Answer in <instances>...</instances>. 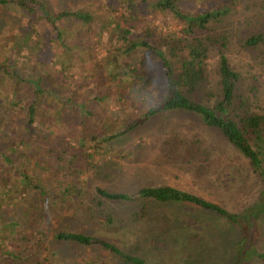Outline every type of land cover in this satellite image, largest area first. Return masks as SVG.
Returning <instances> with one entry per match:
<instances>
[{
  "label": "trees",
  "instance_id": "obj_1",
  "mask_svg": "<svg viewBox=\"0 0 264 264\" xmlns=\"http://www.w3.org/2000/svg\"><path fill=\"white\" fill-rule=\"evenodd\" d=\"M46 1L0 0V7L41 12L47 24L44 34L33 26L12 31L16 63H7L8 51L0 52V89L6 95V87L15 86L8 97H0V230L7 234L0 243L16 244L12 249L7 245L6 264H77L73 249H65L71 246L104 249L122 264H146L99 238L51 223L53 213L64 219L60 212L68 194L78 198V204L85 203L92 215L105 218V225L122 221L110 204L141 200L225 217L230 225L241 227V240L253 234L251 219L264 212V199L240 218L172 186L142 187L132 195L95 185V196L86 199L91 187L84 189L82 176L94 173L93 178L101 180L108 166H117L113 158L130 162L140 156L137 147L117 153L120 139L158 116L185 113L219 131L264 180L261 147L255 143L264 134V116L255 112L264 95L259 80L263 75H243L227 55L236 37L252 63L264 69V31L236 32L232 18L243 3L263 18L264 0L255 9L253 0H120V16L114 13L119 0L104 5L97 1L91 7H77L79 0H48L57 4L54 14ZM164 15L180 27L178 33L155 25ZM101 44L106 55L99 59ZM30 56L33 63L25 62L21 72L19 59ZM50 117L54 120L47 121ZM171 139L180 142L177 135ZM165 142L172 146L166 157H187L197 164L198 142L186 144L182 151L178 143ZM106 178L112 181L110 173ZM75 210L77 216L89 213Z\"/></svg>",
  "mask_w": 264,
  "mask_h": 264
},
{
  "label": "rangeland",
  "instance_id": "obj_2",
  "mask_svg": "<svg viewBox=\"0 0 264 264\" xmlns=\"http://www.w3.org/2000/svg\"><path fill=\"white\" fill-rule=\"evenodd\" d=\"M97 1L104 5L108 0H79L77 7H91ZM253 1L252 9L258 8L256 5L261 4L259 0ZM48 4H50L47 7L51 14H54L53 8L57 5L56 2L51 1ZM27 5H29L28 2ZM108 8L107 5L106 9L109 11L110 8ZM114 8L116 9L114 13L120 16L123 11V1L119 0ZM238 10L232 17L234 25L238 27L236 32L248 30L252 33L255 28L264 31V17L261 18L252 11L251 6L243 3L238 6ZM40 13L32 14L25 10H17L15 6L0 7V52L8 51L7 63H16V57L11 52L16 42L12 31L21 29V32H25L22 30L24 28L30 30V26L41 34L47 31V24ZM98 15L102 16L100 13ZM160 18L154 21L155 25L159 27L163 25V31L176 30L178 33L180 27L171 21V16L164 15L162 19ZM34 22L37 23L34 24ZM34 38H37V35ZM239 45L235 37L227 54L231 65L243 75L250 76L252 71L258 73L257 75H263L259 80L261 89L264 91V69L253 64L250 60L251 55L242 51ZM105 55L104 44H101L98 48V58ZM214 57L212 56L211 59L213 62L217 59ZM19 61L22 63V67L19 68L21 72L24 70L25 62L33 63L31 56L26 57L24 61L22 59ZM209 78L210 82H213L211 85H215V77L211 74ZM249 82L252 81H247L246 85ZM6 84L10 85L12 81ZM7 87V94L12 93V89L15 88L13 85ZM4 94L0 89V97L5 98L7 94ZM259 99L261 101L259 100V107H256L255 112L264 116V95ZM50 120H54L53 117L47 119V121ZM56 129L58 132L63 131L62 127ZM174 135L180 139L179 143L171 139ZM168 139L175 146L178 143L180 151L186 144L190 146L193 142H198L195 148L201 153V159L198 158L197 164L194 165L190 164L187 157L183 161L182 156L166 157L165 151L172 147L165 142ZM255 143L261 147V160L264 164V134ZM130 147H137L140 156H136L130 162L122 161L119 157L113 158L117 166L114 168L108 166L101 180L93 178L94 173L82 176L84 189L86 190L88 185L91 187L86 199H92L95 196L93 190L96 186L132 195L142 187L172 186L217 204L238 218L245 216L247 210H252L264 199V180L253 171L249 161L219 131L206 126L196 116L185 113H168L158 116L154 122L120 139L115 151L118 153ZM96 162L99 164L97 157L94 158V163ZM108 173L111 174L112 181L107 180ZM8 187L12 189L11 185ZM76 204H78V198L68 194L60 212L64 214V219L57 213H53L51 223L70 232L99 238L117 246L124 255L144 259L146 264H229L233 261L231 257H237L235 264H264V212L259 211L256 217L251 219V230L254 233L250 234L246 240H241L239 236L241 227L238 224H231V226L225 217L196 208L157 202L145 205L141 200H136V203L131 205H128L129 203L110 204L109 207L112 208L115 216L117 215L122 221L120 224L105 225V218H98L96 214L92 215L85 203ZM142 207L145 213L141 212ZM14 208L15 206L12 210ZM75 209L89 213L77 216L73 214ZM4 230H0V238H2L0 240L6 239L4 237L7 234ZM247 235L245 232V237ZM7 245L12 249L16 244L0 243L1 264L9 261L10 253ZM65 249L66 251L73 249L78 258L77 264H83V262L85 264H122L118 257L104 249H83L74 246ZM244 249L248 251L243 252ZM82 259L84 261H81Z\"/></svg>",
  "mask_w": 264,
  "mask_h": 264
}]
</instances>
